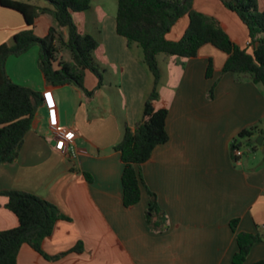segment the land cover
Wrapping results in <instances>:
<instances>
[{
  "label": "crops",
  "instance_id": "obj_1",
  "mask_svg": "<svg viewBox=\"0 0 264 264\" xmlns=\"http://www.w3.org/2000/svg\"><path fill=\"white\" fill-rule=\"evenodd\" d=\"M39 8L50 7L44 0H13ZM193 9L213 18L241 49L252 50L249 33L240 18L222 0H193ZM104 4L82 13L73 21L81 34L98 42L93 52L102 69V85L86 72L84 87L91 96L74 86L47 88L38 68L39 48L7 59L5 70L16 84L43 92L31 129L14 163L0 166V192L21 191L54 205L64 219L57 221L51 236L42 243L48 261L24 244L16 264H233L237 232L264 234V88L250 80L237 81L222 73L226 55L210 45L200 48L193 59L162 58L159 100L165 108L168 141L157 146L141 165L145 187L140 201L122 204L123 163L113 148L125 126L134 128L141 118L143 103L151 90L152 78L142 63V51L128 45L116 33V11ZM264 11V0H257ZM189 24L181 17L166 38L178 41ZM55 21L39 15L32 27L44 37ZM91 27L93 30H91ZM23 17L0 6V45L13 44L14 35L26 30ZM70 60L68 52L60 54ZM213 64L206 77L208 61ZM158 62V61H157ZM54 107L59 124L75 133L74 155L54 150L48 127V108ZM258 127L249 141L239 139L242 131ZM263 137L258 146L256 139ZM240 144L237 162L231 144ZM89 175V179L85 177ZM149 192L164 220L160 229L147 224ZM0 196V231L17 227V217ZM81 244L80 253L71 250ZM264 259V241L254 244L243 264Z\"/></svg>",
  "mask_w": 264,
  "mask_h": 264
},
{
  "label": "trees",
  "instance_id": "obj_2",
  "mask_svg": "<svg viewBox=\"0 0 264 264\" xmlns=\"http://www.w3.org/2000/svg\"><path fill=\"white\" fill-rule=\"evenodd\" d=\"M50 7L0 0V6L19 13L27 26L14 35L13 44L0 45V166L15 162L24 143L25 135L32 126L34 116L45 101L43 92L33 91L14 83L6 73L5 64L9 57H18L34 46L39 48L38 68L47 88L74 86L91 96L84 87L86 72H91L102 85V69L95 63L93 52L98 40L90 34H81L73 21L74 13L90 9L91 0H44ZM193 0H117L116 33L127 40L128 45H137L143 54L142 63L152 78V87L143 106L140 120L134 128L125 126L123 136L114 150L123 163L121 176L122 204L125 208L136 205L145 187L140 167L151 156L152 151L168 141L165 128L167 110L156 109L159 100L158 87L161 72L157 56L178 59L196 58L201 47L210 45L226 55L222 73H231L237 81L245 79L264 88V11H260L257 0H222L224 6L234 12L246 26L251 51L241 49L232 43L217 21L193 9ZM41 14L52 16L55 26L48 29L44 37L34 35L32 27ZM187 16L188 27L178 41H169L166 36L177 21ZM66 51L70 60L60 58ZM213 72L212 61L206 68V77ZM255 133L263 134L258 127L242 131L239 139H247V145ZM264 147V142L262 144ZM240 144H231V155L240 149ZM233 157V155H232ZM235 162L238 159L233 157ZM89 179V175L85 174ZM147 210V224L155 229L164 220L155 195L150 193ZM7 198L6 208L18 219L15 228L0 231V264H16L20 248L26 244L48 261H56L62 255L49 256L42 249L43 241L51 236L57 221L64 219L58 209L45 200L21 191H2ZM236 233L237 252L233 264H243L254 244L264 241V234L237 232V220L230 224ZM72 252L80 253L81 244ZM254 264H264V259Z\"/></svg>",
  "mask_w": 264,
  "mask_h": 264
},
{
  "label": "built area",
  "instance_id": "obj_3",
  "mask_svg": "<svg viewBox=\"0 0 264 264\" xmlns=\"http://www.w3.org/2000/svg\"><path fill=\"white\" fill-rule=\"evenodd\" d=\"M250 47V43L248 44ZM48 116V127L51 131V135L53 137L54 141V150L61 153V154H70L74 155V139H75V133L60 125L57 117V112L54 107L48 108L47 111ZM233 157L236 159H239L242 156V152L240 149L235 150L233 152Z\"/></svg>",
  "mask_w": 264,
  "mask_h": 264
},
{
  "label": "rangeland",
  "instance_id": "obj_4",
  "mask_svg": "<svg viewBox=\"0 0 264 264\" xmlns=\"http://www.w3.org/2000/svg\"><path fill=\"white\" fill-rule=\"evenodd\" d=\"M99 4H104L103 5L104 10L106 12H111V11H114V9L116 8L117 0H92L93 7H95L96 5H99ZM91 30H93L92 27H91ZM162 58H163L162 55L157 56L159 68H164V66H165V64L162 61Z\"/></svg>",
  "mask_w": 264,
  "mask_h": 264
},
{
  "label": "water",
  "instance_id": "obj_5",
  "mask_svg": "<svg viewBox=\"0 0 264 264\" xmlns=\"http://www.w3.org/2000/svg\"><path fill=\"white\" fill-rule=\"evenodd\" d=\"M262 141H263V137L262 136H258L255 142H256V144L258 146H260L262 144Z\"/></svg>",
  "mask_w": 264,
  "mask_h": 264
}]
</instances>
